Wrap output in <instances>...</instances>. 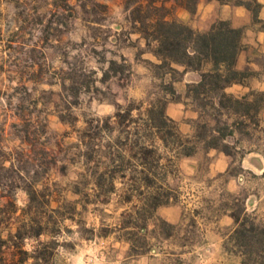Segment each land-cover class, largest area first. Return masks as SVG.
<instances>
[{"label": "rangeland", "instance_id": "374dc122", "mask_svg": "<svg viewBox=\"0 0 264 264\" xmlns=\"http://www.w3.org/2000/svg\"><path fill=\"white\" fill-rule=\"evenodd\" d=\"M145 3L0 0V221L4 239L21 228L25 264H242L228 206L243 204L264 226V58L259 85L244 70L253 95L245 125L226 139L232 156L199 144L176 157L173 134L214 122L186 94L165 93L161 84L182 86L183 74L155 75L134 11ZM166 8L180 21L182 8ZM158 101L172 121L163 131ZM152 197L162 205H147ZM30 220L39 238L22 229Z\"/></svg>", "mask_w": 264, "mask_h": 264}, {"label": "trees", "instance_id": "16d2710c", "mask_svg": "<svg viewBox=\"0 0 264 264\" xmlns=\"http://www.w3.org/2000/svg\"><path fill=\"white\" fill-rule=\"evenodd\" d=\"M215 1L248 9L252 13L253 21L260 23L264 30V21L258 19L261 6L256 0ZM170 2L193 14L199 0H146L145 4H139L134 10L139 25L138 32L148 48L153 45L150 48L151 53L158 63L152 66L158 78L172 75L177 80L185 70L199 72V80L187 86L186 97L192 100L200 119L207 115L214 122L210 126L206 121H196L193 134L187 137L177 132L173 135L169 133L172 135L175 155L190 157L195 153L196 146L201 144L206 150L216 149L231 157L232 146L226 139L233 135L235 129L241 130L245 125L244 119L249 114L250 106L247 99L249 95H253L251 92L237 98L225 92L232 84H244L247 77L246 71L235 68L238 53L242 49L243 29H234L228 22L218 21L206 32L195 31L183 22L167 19L166 3ZM109 65L113 67L116 62L109 61ZM177 67H184L185 70L179 72ZM161 86L166 94L176 97L172 83H163ZM166 104L167 101H158L156 104L157 115L160 117L158 123H154L157 131H163L167 123H172L165 116ZM224 117L231 118L230 122L223 121ZM160 139L165 142L163 138ZM151 152L143 142L140 146L141 155L137 156L144 167ZM144 170L142 168L140 172V181L147 187L149 178ZM146 204L153 209L162 205L157 197L147 199ZM228 207V215L233 221L229 242L239 249L242 264H247L250 260L254 264H264V226L246 212L243 204L240 205L234 200ZM25 227L34 231L32 237L39 238L43 234L38 220H30L22 229ZM23 240L21 228H18L14 236L4 239L0 221V264L26 263L29 254L23 250ZM32 258L37 259L36 256Z\"/></svg>", "mask_w": 264, "mask_h": 264}, {"label": "crops", "instance_id": "0c3cea01", "mask_svg": "<svg viewBox=\"0 0 264 264\" xmlns=\"http://www.w3.org/2000/svg\"><path fill=\"white\" fill-rule=\"evenodd\" d=\"M261 8L258 12V19L264 21V0H256ZM179 19L181 22L188 25L195 31L206 32L217 21H226L231 28L243 29L242 36V49L238 53L235 68L238 71L245 69H253L256 75L248 80L247 83L260 84L259 71L260 67L255 64V61L264 58V30L260 23L253 21L252 13L242 7L229 4H220L215 0H211L208 4L203 5L200 2L197 5L196 11L191 14L184 9L178 10ZM184 71V67H180ZM199 80V72L193 70H185L182 76L183 85L174 84L176 94L185 96L187 85L196 83ZM250 91L249 84H232L225 89L226 93H233L237 98L245 96ZM183 100V97L181 98ZM176 105L178 110L177 117L185 114V106L183 104H170ZM169 111V108H168ZM180 119V118H176ZM187 128L188 125H183L182 128Z\"/></svg>", "mask_w": 264, "mask_h": 264}]
</instances>
